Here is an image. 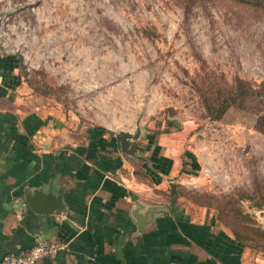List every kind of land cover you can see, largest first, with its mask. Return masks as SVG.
Listing matches in <instances>:
<instances>
[{
    "label": "rangeland",
    "instance_id": "1",
    "mask_svg": "<svg viewBox=\"0 0 264 264\" xmlns=\"http://www.w3.org/2000/svg\"><path fill=\"white\" fill-rule=\"evenodd\" d=\"M183 3L0 0V52L15 58L35 103L116 133L181 128L193 152L176 192L211 208L227 229L217 216L264 230L254 192L264 186V133L255 114L232 105L210 119L195 88L235 75L264 79V9L252 0H193L184 12ZM247 244L264 252V238Z\"/></svg>",
    "mask_w": 264,
    "mask_h": 264
},
{
    "label": "crops",
    "instance_id": "2",
    "mask_svg": "<svg viewBox=\"0 0 264 264\" xmlns=\"http://www.w3.org/2000/svg\"><path fill=\"white\" fill-rule=\"evenodd\" d=\"M17 66L0 52V258L56 240L61 247L36 264H264V252L235 239L211 208L169 192L193 152L181 128L148 132L138 156L122 153L109 125L35 103ZM47 185L62 213L25 202L24 188ZM138 204L155 207L139 228Z\"/></svg>",
    "mask_w": 264,
    "mask_h": 264
},
{
    "label": "trees",
    "instance_id": "3",
    "mask_svg": "<svg viewBox=\"0 0 264 264\" xmlns=\"http://www.w3.org/2000/svg\"><path fill=\"white\" fill-rule=\"evenodd\" d=\"M193 0H184L183 10L186 12L189 8V3ZM259 4L264 9V0H252ZM146 34L151 31L145 30ZM201 106L204 113L210 119H218L225 112L229 106H236L239 108H247L254 112V128L264 133V79L259 81H250L238 75L233 76L230 82L224 81L222 85L209 84L203 80L200 85L195 86ZM175 124L174 122H170ZM176 183L169 185L170 193H177L175 191ZM258 200L255 203L264 208V186H259L254 191ZM175 195V194H173ZM218 208V205H217ZM222 209V207H219ZM247 216V215H243ZM219 220L229 226V230L235 239L248 245V240L263 239L264 230L259 229L253 225H244V229H237L235 226L222 220Z\"/></svg>",
    "mask_w": 264,
    "mask_h": 264
},
{
    "label": "water",
    "instance_id": "4",
    "mask_svg": "<svg viewBox=\"0 0 264 264\" xmlns=\"http://www.w3.org/2000/svg\"><path fill=\"white\" fill-rule=\"evenodd\" d=\"M117 135L120 151L128 155L138 156L137 142L141 137L139 128L135 127L133 131L118 130ZM23 198L28 206L35 211L54 213H62L64 211L61 194L50 185L24 188ZM139 207V204L135 205L131 211L135 225L138 228L151 220L155 212V207L152 205L147 206L143 211H139Z\"/></svg>",
    "mask_w": 264,
    "mask_h": 264
},
{
    "label": "built area",
    "instance_id": "5",
    "mask_svg": "<svg viewBox=\"0 0 264 264\" xmlns=\"http://www.w3.org/2000/svg\"><path fill=\"white\" fill-rule=\"evenodd\" d=\"M61 247L56 240H37L23 252L5 254L0 264H36L45 257L52 256Z\"/></svg>",
    "mask_w": 264,
    "mask_h": 264
}]
</instances>
